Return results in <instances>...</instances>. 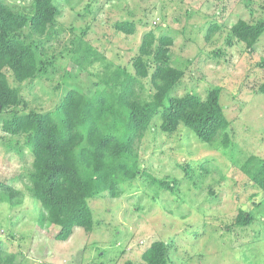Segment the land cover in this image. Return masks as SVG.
Here are the masks:
<instances>
[{"label": "rangeland", "instance_id": "1", "mask_svg": "<svg viewBox=\"0 0 264 264\" xmlns=\"http://www.w3.org/2000/svg\"><path fill=\"white\" fill-rule=\"evenodd\" d=\"M1 1L17 12L32 9V0ZM54 1L61 12L53 28L43 35L24 29L42 43L46 72L20 83L25 104L14 110L51 111L71 88L93 95L118 66L134 73L143 37L152 31L173 38L168 60L184 72L173 95L206 98L212 87L222 88L230 144L202 142L183 124L164 132L155 116L138 144L139 175L122 184L119 197L109 191L91 197L93 230L77 226L60 241L58 226L38 224L41 203L31 196L34 157L26 135L6 133L3 120L13 109L0 110V181L25 195L16 206L0 201V246L20 264H142L146 248L164 240L172 244L174 264H264V190L245 170L264 162V33L250 47L232 32L239 19L264 20V0ZM122 20L135 23L133 34L116 29ZM213 23L220 29L207 40ZM85 50L89 58L80 59ZM155 66L136 86L144 98L155 92ZM240 208L253 214L251 224L235 223Z\"/></svg>", "mask_w": 264, "mask_h": 264}, {"label": "trees", "instance_id": "2", "mask_svg": "<svg viewBox=\"0 0 264 264\" xmlns=\"http://www.w3.org/2000/svg\"><path fill=\"white\" fill-rule=\"evenodd\" d=\"M60 12L54 0H32L30 12H17L0 0V110L13 109L3 120V130L14 136L26 135L33 153L30 190L41 203L38 224L58 226L55 238L67 241L77 226L93 230L95 220L88 203L91 197L105 191L119 197L123 194L122 184L139 175L138 144L155 116L159 115L164 132L173 133L183 124L202 142L220 141L224 147L230 144V120L221 103L220 86L212 87L206 98L193 92L172 94L184 72L168 60L173 38H157L152 31L143 37L140 54L133 61L134 73L118 66L113 74L102 78L103 87L93 95L71 88L51 111L14 110L25 104L20 83L46 72L40 56L42 43L30 40L24 29L30 27L46 34ZM135 28L130 20L116 23V29L126 34H133ZM219 29L213 23L206 39L210 40ZM232 32L252 47L264 33V20L250 23L239 19ZM151 54L153 58L147 59ZM89 55L85 50L79 57L87 60ZM152 63L156 65L151 75L155 92L144 98L136 86L139 78L149 76ZM7 71L15 83L10 82ZM259 91L264 94V81ZM245 170L252 182L264 190V162ZM163 184L171 186L170 182ZM24 197L21 189L0 181V201L16 206ZM253 220L251 212L240 208L235 223L246 226ZM171 245L164 240L153 241L143 252L142 264H174ZM0 264L20 262L0 246Z\"/></svg>", "mask_w": 264, "mask_h": 264}]
</instances>
